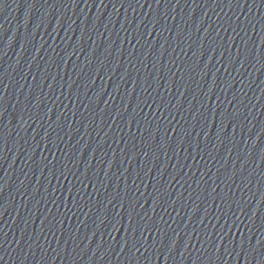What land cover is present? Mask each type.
<instances>
[{"label":"water","instance_id":"water-1","mask_svg":"<svg viewBox=\"0 0 264 264\" xmlns=\"http://www.w3.org/2000/svg\"><path fill=\"white\" fill-rule=\"evenodd\" d=\"M0 264H264V0H0Z\"/></svg>","mask_w":264,"mask_h":264}]
</instances>
